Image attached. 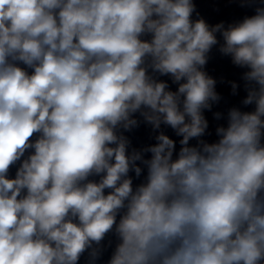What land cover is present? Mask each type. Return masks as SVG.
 I'll return each mask as SVG.
<instances>
[{
	"label": "clouds",
	"instance_id": "obj_1",
	"mask_svg": "<svg viewBox=\"0 0 264 264\" xmlns=\"http://www.w3.org/2000/svg\"><path fill=\"white\" fill-rule=\"evenodd\" d=\"M239 6L0 0V264H264V0Z\"/></svg>",
	"mask_w": 264,
	"mask_h": 264
}]
</instances>
